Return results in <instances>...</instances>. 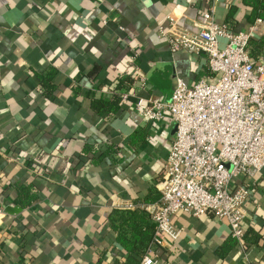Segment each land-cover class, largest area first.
I'll return each instance as SVG.
<instances>
[{"label":"crops","instance_id":"0c3cea01","mask_svg":"<svg viewBox=\"0 0 264 264\" xmlns=\"http://www.w3.org/2000/svg\"><path fill=\"white\" fill-rule=\"evenodd\" d=\"M206 10L232 31L252 24L241 0H0V264L124 262L108 216L157 203L173 123L166 111L142 122L121 95L167 101L176 79H205L204 60L171 52L156 28L171 15L195 30ZM236 184L248 191L244 233L263 238L264 172ZM23 192L34 197L25 206ZM172 222L157 264H264L262 240L230 245L224 220Z\"/></svg>","mask_w":264,"mask_h":264},{"label":"built area","instance_id":"2783aa9c","mask_svg":"<svg viewBox=\"0 0 264 264\" xmlns=\"http://www.w3.org/2000/svg\"><path fill=\"white\" fill-rule=\"evenodd\" d=\"M165 21L166 27L156 28L158 37L171 52L202 58L206 77L191 86L176 79L167 101L121 95L122 101L133 98L142 122L156 123L166 111L174 128L157 184L159 199L144 207L153 237L140 264H157L152 248L164 238H176L172 221L178 213L224 220L243 249L248 191L236 181L264 172V55L253 60L247 50L264 22L256 19L245 31H232L215 24L211 10L199 13L195 30L179 26L171 15ZM138 81L142 87L144 79Z\"/></svg>","mask_w":264,"mask_h":264},{"label":"trees","instance_id":"16d2710c","mask_svg":"<svg viewBox=\"0 0 264 264\" xmlns=\"http://www.w3.org/2000/svg\"><path fill=\"white\" fill-rule=\"evenodd\" d=\"M241 2L248 8V23H253L256 19L264 22V0H241ZM247 50L249 56L255 60L264 51V36L250 39L247 43ZM117 99L114 97L112 107L105 108L103 102L96 101L92 104V108L98 109L97 105H99L102 109L105 108L112 112ZM23 196L24 200L20 202L21 206L29 204L34 198L32 195L25 197V192H23ZM108 222L110 226L116 228L115 241L126 252V258L121 264H140V258L149 248L153 237V227L149 224L146 213L129 209H113L108 216ZM259 236L254 231L247 230L241 239L243 249L246 250L248 246L258 247V239H261L263 244L260 248L264 250V237ZM230 245L238 244L230 237Z\"/></svg>","mask_w":264,"mask_h":264},{"label":"water","instance_id":"95a60500","mask_svg":"<svg viewBox=\"0 0 264 264\" xmlns=\"http://www.w3.org/2000/svg\"><path fill=\"white\" fill-rule=\"evenodd\" d=\"M173 132H174V128H172V130H171V134H173Z\"/></svg>","mask_w":264,"mask_h":264},{"label":"rangeland","instance_id":"374dc122","mask_svg":"<svg viewBox=\"0 0 264 264\" xmlns=\"http://www.w3.org/2000/svg\"><path fill=\"white\" fill-rule=\"evenodd\" d=\"M228 168V167H227Z\"/></svg>","mask_w":264,"mask_h":264}]
</instances>
